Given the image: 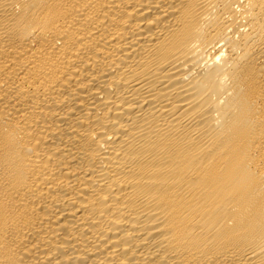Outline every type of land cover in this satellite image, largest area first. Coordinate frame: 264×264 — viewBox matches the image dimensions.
I'll use <instances>...</instances> for the list:
<instances>
[{
	"label": "bare ground",
	"instance_id": "6f19581e",
	"mask_svg": "<svg viewBox=\"0 0 264 264\" xmlns=\"http://www.w3.org/2000/svg\"><path fill=\"white\" fill-rule=\"evenodd\" d=\"M0 264H264V0H0Z\"/></svg>",
	"mask_w": 264,
	"mask_h": 264
}]
</instances>
